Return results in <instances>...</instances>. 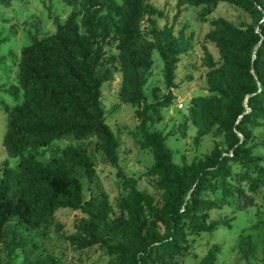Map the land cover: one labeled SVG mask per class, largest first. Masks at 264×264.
<instances>
[{
    "label": "trees",
    "instance_id": "trees-1",
    "mask_svg": "<svg viewBox=\"0 0 264 264\" xmlns=\"http://www.w3.org/2000/svg\"><path fill=\"white\" fill-rule=\"evenodd\" d=\"M5 2L4 0H1ZM65 3L79 0H63ZM177 7L211 6L230 3L246 11L251 23L237 27L223 17L210 21L206 39L214 42L222 63L215 66L206 53L208 90L216 96H197L191 101L188 118L196 127L194 144L215 127L224 134L226 147L216 145L208 154L191 163L177 164L166 144V137L152 132L148 121L159 116L160 107L169 106L172 92L162 101L147 103L143 92L152 65V53L158 49L164 60V78L173 87L179 56L189 45L181 34L176 45L164 46L143 39L139 17L141 0H124L119 22L107 20L120 38V64L123 85L120 96L134 107L140 121L142 149H150L153 163L148 174L156 177L163 190L162 206L146 211L145 196L135 182L118 166V141L105 122L101 104V86L110 81L113 71H102L106 60L95 45V20L98 10L82 21L88 36L82 37L72 12L63 23L53 17V34L24 46L19 64L23 101L9 111L3 145L9 158H18L16 168L6 167L0 179V264L4 247L13 251L12 242L44 225L58 209L81 210L76 234L67 236L72 245L85 249L95 245L121 256L124 264H184L177 259L190 252L188 236L214 232L220 221H208L209 212L222 202L212 196L227 197L237 189L231 180V164L251 165L263 157L252 153L248 145L249 123L264 122V0H176ZM207 13L208 9H204ZM153 110V116L148 111ZM72 134L83 138L95 135L110 163L117 168L127 191L129 211L126 217L109 219L105 198H82L81 182L71 169L81 166L87 179L95 175L92 160L79 150H66L61 157L42 163L27 149L46 146L58 137ZM244 178V177H242ZM251 188L259 184L251 181ZM245 254L255 245L249 236L240 241ZM220 250L214 245L197 264H216ZM31 251V249H30ZM264 262V258H263ZM39 264H60L48 254Z\"/></svg>",
    "mask_w": 264,
    "mask_h": 264
},
{
    "label": "rangeland",
    "instance_id": "rangeland-1",
    "mask_svg": "<svg viewBox=\"0 0 264 264\" xmlns=\"http://www.w3.org/2000/svg\"><path fill=\"white\" fill-rule=\"evenodd\" d=\"M0 0V179L6 167L16 168L19 159L9 158L3 145L7 130L9 111L20 104L25 96L20 85L19 64L24 46L33 38H45L56 30L53 17L61 23L72 13H76L81 36H88L82 18L99 12L95 20V45L106 60L100 65L102 71L110 68L113 77L101 86V104L105 111V122L111 127L119 145L118 166L130 177L145 196V209L162 206L163 190L156 184V177L150 176L153 157L150 149H142L143 138L140 121L135 117V108L120 96L123 72L120 64V38L114 32L107 17L119 22L124 12V0H79L65 3L63 0ZM143 13L139 17V32L143 39L164 46L177 44L181 34L189 45L188 52L179 56L174 73L173 87L169 88L164 78V60L156 48L152 53V65L147 74L143 92L147 103L162 101L172 92L169 106L160 107L159 116L148 121L152 132H160L166 137V144L173 153L177 164L191 163L208 154L216 145L226 147L224 134L215 127L194 144L196 127L188 118L191 101L197 96H216L208 90L206 73V53H210L215 66L222 63L214 42L206 39L211 29L210 21L223 17L237 27L251 23L249 14L230 3L211 6L177 7L176 0H141ZM208 9L205 13L204 9ZM149 110L148 115L153 116ZM251 132L248 145L254 155L263 159L256 164H231L237 189L234 195L224 197L219 192L213 195L222 202L219 208L211 210L210 221H220L214 232H200L188 236L189 254L177 259L184 264H197L207 252L218 245L216 264H264V122L249 123ZM79 150L93 162L95 175L89 180L81 166L71 169L81 182L82 198H105L110 207L109 219L126 217L129 211L127 191L117 168L106 157L101 142L95 135L83 138L72 134L56 138L46 146L27 149L42 163L61 157L66 150ZM244 177V178H242ZM251 181H258L255 190ZM84 217L81 210L58 209L47 222L32 232H25L23 238L12 242L10 253L3 248V264H39L50 254L60 264H124L120 255L106 251L95 245L80 249L67 239L76 234L79 221ZM249 236L255 245L246 254L240 248L241 238ZM31 249V251H30Z\"/></svg>",
    "mask_w": 264,
    "mask_h": 264
}]
</instances>
